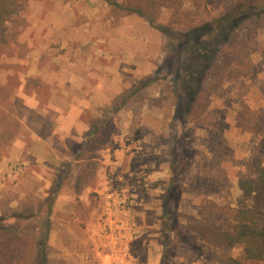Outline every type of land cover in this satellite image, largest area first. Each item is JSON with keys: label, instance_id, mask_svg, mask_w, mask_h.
Masks as SVG:
<instances>
[{"label": "rangeland", "instance_id": "rangeland-1", "mask_svg": "<svg viewBox=\"0 0 264 264\" xmlns=\"http://www.w3.org/2000/svg\"><path fill=\"white\" fill-rule=\"evenodd\" d=\"M257 1L162 0L150 10L156 28L103 0H8L0 116L15 136L0 147V234L14 254L2 264H103L92 243L77 262L56 260L53 163L66 150L71 163H86L77 169L123 163L106 180L126 191L131 264H264L196 232L198 221L222 227L219 209L238 207L239 182L264 166V5L237 13ZM232 14L212 43L216 63L191 50L180 68L172 37ZM104 196L108 209L115 202Z\"/></svg>", "mask_w": 264, "mask_h": 264}, {"label": "trees", "instance_id": "trees-1", "mask_svg": "<svg viewBox=\"0 0 264 264\" xmlns=\"http://www.w3.org/2000/svg\"><path fill=\"white\" fill-rule=\"evenodd\" d=\"M13 1V0H12ZM106 2L114 12L122 15L137 14L146 18L151 26L161 28L155 24V18L150 13V10H155L157 3L162 0H103ZM8 0H0V41L3 36V26L8 15L11 14L7 4ZM258 4L264 5V0L243 4L237 13L243 15L248 14L251 10L256 8ZM156 11V10H155ZM235 14L224 16L220 18L216 25L211 28L201 29L194 27L184 33H179L177 36L172 37L177 40V56L180 60L178 65L183 67L181 61L182 56L188 55V51L196 50L202 56L208 54L210 56L209 62L215 64V58L211 54L212 43L216 37H221L228 32L233 25ZM164 34L165 30L162 31ZM171 37V36H170ZM206 37V38H205ZM185 59L183 64L190 63ZM229 56H226L228 58ZM19 125V122L16 123ZM15 134L10 127V119L5 114L0 116V147L8 145ZM239 187L243 192V202L238 207L224 206L219 209L218 218L224 223L219 227L215 221H198L196 225V232L201 236L202 240L217 248H232L237 245L243 247V260L247 262H262L264 261V166L259 164L257 177L244 178L239 182ZM163 202V210L166 215L170 214L169 209V192ZM246 202L251 205L247 206ZM2 232H5L2 231ZM5 235L0 234V264L8 254L13 255L14 250L11 247H5ZM2 261V262H1Z\"/></svg>", "mask_w": 264, "mask_h": 264}, {"label": "crops", "instance_id": "crops-1", "mask_svg": "<svg viewBox=\"0 0 264 264\" xmlns=\"http://www.w3.org/2000/svg\"><path fill=\"white\" fill-rule=\"evenodd\" d=\"M67 152L66 150L61 155L56 151V163H53L56 167L59 185L56 199L57 262L63 263L68 260L77 262L82 255L79 249L92 243L96 256L103 264H131L132 257L129 256L127 261L122 262V258L112 254L110 243L105 242L104 226L109 218L105 205L101 204L102 200H99L107 191L106 176L108 171L120 169L119 166L123 163H103L100 160L101 163H90L91 166L87 163L88 167L85 170L81 165L77 169L78 164L86 163H71L72 158L68 156ZM103 152L106 151L102 150ZM35 158L39 160L37 155ZM42 164L40 163V165ZM70 168H74V170H70ZM77 185H81V187ZM94 192L99 194V197L92 196L93 198H91V193ZM136 218L138 221L144 220L145 214L135 211ZM135 230L143 234L147 228L141 223Z\"/></svg>", "mask_w": 264, "mask_h": 264}, {"label": "built area", "instance_id": "built-area-1", "mask_svg": "<svg viewBox=\"0 0 264 264\" xmlns=\"http://www.w3.org/2000/svg\"><path fill=\"white\" fill-rule=\"evenodd\" d=\"M116 182L115 177H110L107 180V191L104 195L109 197L110 200L114 199L113 202L115 203L108 209L105 206L109 221L105 223L104 234L109 240L112 254L118 255L122 258L121 261L123 262L129 258L128 244L133 238L127 232L125 223L127 222L126 217L129 214V203L126 199V191L122 188L117 191L114 190L113 187Z\"/></svg>", "mask_w": 264, "mask_h": 264}]
</instances>
